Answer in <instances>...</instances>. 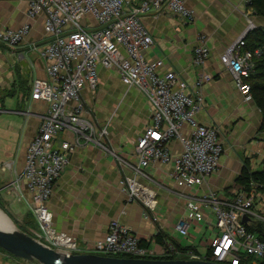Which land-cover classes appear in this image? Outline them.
<instances>
[{"label":"crops","instance_id":"obj_1","mask_svg":"<svg viewBox=\"0 0 264 264\" xmlns=\"http://www.w3.org/2000/svg\"><path fill=\"white\" fill-rule=\"evenodd\" d=\"M185 4L194 14V19L189 22L182 21L170 11H151L144 16L145 25L156 39V43L146 51V56L149 60H163L157 68L158 73L172 69L193 88L199 76H209L200 90L204 95V105L195 118L218 127V137L224 147L219 165L202 184L188 185L172 176L173 162L149 163L144 166V171L150 178L138 177L156 191L155 207L150 209L139 200L129 199L122 188V179L133 174V170L120 163L115 153L133 163L138 162L135 151L137 137L134 139L133 136L141 134L150 122L152 104L141 88L124 83L117 70L100 66L97 86H84L81 98L99 127L108 123L106 140L114 152L93 143L78 146L47 200L53 213L52 225L57 232L71 236L80 251H90L96 240L105 236L112 219L129 224L139 237L149 242L148 246L156 250L163 245L156 238L160 231L166 234L165 241L173 237L187 246L178 237L181 233L176 229V223L184 217L190 222L189 229L192 227L191 219L195 217L190 214L189 202L196 203L202 211L206 205L198 202L203 194L213 191L220 197V193L232 195L239 189L243 190L236 177L246 160L251 168L261 166L264 158L261 110L239 88L232 72L222 62L221 54L242 34L250 21L253 22L251 29L264 26V15L256 13L249 0H185ZM28 21L31 28L19 45H0L1 148L11 140L21 149L20 154L15 153L8 158L0 155V202L12 220L10 212L17 216L23 228L18 227L25 231V216L32 211L35 213L34 200L28 181L25 178L16 180L23 171L27 146L37 132L41 113L47 106L44 100L33 99L30 94L33 79L47 76L39 48L47 43L48 36L43 15L30 18L18 0H0V30L17 28ZM93 21L94 26L97 25ZM202 38L209 54L205 62L195 64L193 49ZM122 88L125 91L121 100L127 94L131 95L128 102L130 121H116L112 125L117 108L114 105ZM15 117L19 122H15ZM191 127L190 122H184L182 134L188 136ZM12 134L16 137L13 138ZM169 147L173 152L179 151L182 148L180 139H171ZM7 161L12 165L3 169ZM3 190L7 195H13V199L3 195ZM262 196L264 198V193L256 190V199ZM11 202L24 203L26 207L23 210L12 207V211ZM210 210L206 214L211 213ZM32 228L35 227L28 226L29 230ZM153 243L156 245L152 246ZM0 264L40 263L0 248Z\"/></svg>","mask_w":264,"mask_h":264},{"label":"built area","instance_id":"obj_2","mask_svg":"<svg viewBox=\"0 0 264 264\" xmlns=\"http://www.w3.org/2000/svg\"><path fill=\"white\" fill-rule=\"evenodd\" d=\"M18 1L24 5L28 17L44 16V29L48 36L47 43L39 48L47 76L33 79L30 94L33 99L44 100L47 106L41 113L37 132L27 146L23 171L16 180L25 178L28 181L34 200L33 210L43 229L32 228L33 236L63 248L67 254L80 249L71 236L56 231L47 200L78 146L93 143L114 152L106 140L108 123L99 127L81 98L84 86H97L99 66L117 70L124 83L141 88L152 104L150 122L136 139L138 162L133 163L115 153L120 163L133 170V174L122 179V188L129 199L139 200L150 209L155 207L156 191L138 177L150 178L144 171V166L149 163L173 162L172 176L188 185L202 184L216 170L224 150L218 137V127L195 118L204 105V95L200 90L209 76H199L193 88L172 69L158 73L157 68L163 60H149L146 56V51L156 43V39L145 25L144 16L151 11H170L182 21L189 22L194 19V14L185 0ZM86 13L91 17L82 23ZM93 20L97 25L94 26ZM252 25L250 21L242 34L221 54L222 62L248 98H251L250 84L244 77L253 65V51L243 46ZM30 28L28 21L17 28L2 29L0 42L17 46ZM34 45L38 48L37 44ZM193 50V62H205L209 48L204 38ZM186 121L192 125L188 136L181 131ZM173 138H179L182 144L177 152L169 147ZM11 165L7 161L2 168ZM251 183L253 188L250 191L239 189L227 198L218 197L213 191L200 197L198 203L211 205L210 212L216 215L217 231L205 258L228 264H259L256 257L264 256V240L249 230L243 221L245 215L264 220V213L254 210L256 183ZM188 207L191 216L203 217L204 213L196 203L189 202ZM153 217L156 219L155 215ZM189 227L190 222L184 217L176 223V229L184 235L189 233ZM141 240L129 224L112 219L105 236L96 240L89 252L140 257L187 252L190 257L202 258L193 249H179L171 240L165 241L160 250L141 243Z\"/></svg>","mask_w":264,"mask_h":264},{"label":"water","instance_id":"obj_3","mask_svg":"<svg viewBox=\"0 0 264 264\" xmlns=\"http://www.w3.org/2000/svg\"><path fill=\"white\" fill-rule=\"evenodd\" d=\"M1 208L10 217L9 213L3 207ZM10 219L12 220L11 217ZM248 219L247 215L243 217L244 222ZM12 221L16 225L14 220ZM0 246L22 258L37 260L40 264H228L200 257L154 258L108 255L96 252L67 254L18 226L15 229L0 227Z\"/></svg>","mask_w":264,"mask_h":264},{"label":"trees","instance_id":"obj_4","mask_svg":"<svg viewBox=\"0 0 264 264\" xmlns=\"http://www.w3.org/2000/svg\"><path fill=\"white\" fill-rule=\"evenodd\" d=\"M249 4L254 8L256 13L264 15V0H250ZM243 48L253 51L251 58L253 65L249 67V74L244 77V80L250 84L251 98L261 110L262 120L260 128L264 129V26H256L248 31ZM257 49H259L258 52H256ZM236 181L241 185V188L246 191H250V189L253 188L251 182H255V189L264 193V158L261 161V166L255 169L251 168L249 161L246 160L245 165L236 177ZM0 205L4 206L1 202ZM245 223L249 230L253 231L262 240H264V220L249 216V219L245 221ZM27 232L33 235L31 230ZM165 235L166 234H164L163 231L158 232L156 234L157 241L165 244V239L167 238ZM169 239L174 242L179 249L185 250L190 248L199 252L193 245L183 246V244L176 238L171 237ZM141 243L147 245L149 242L142 239ZM0 248L5 249L1 246ZM126 256L130 255L128 254ZM148 257L173 258L176 256L172 254L167 256ZM259 264H264V257L261 259Z\"/></svg>","mask_w":264,"mask_h":264},{"label":"rangeland","instance_id":"obj_5","mask_svg":"<svg viewBox=\"0 0 264 264\" xmlns=\"http://www.w3.org/2000/svg\"><path fill=\"white\" fill-rule=\"evenodd\" d=\"M90 17H91V14L90 13H86L83 16L82 20H81L82 23L86 22ZM1 43L2 42H0V45H1ZM124 91H125V89L123 90V88H122L121 92H120V98H119V100H116V104L117 105L116 104L114 105L117 108H116V111H115V115L113 117L112 125L116 121H119V122H122V121L128 122V121H130V114H129L130 105H128V102L131 99V95L127 94L126 97H124L121 100ZM134 93H135L134 90H132V94H134ZM100 102H101L100 99H98L97 103L100 104ZM15 119H14L15 122H19V118L15 117ZM11 136L13 138L16 137L15 134H12ZM136 137L137 136H133L134 139H136ZM2 143H3V139L0 141V155H2L3 158H8L9 156H13L15 153H18V154L21 153V149H20L18 143L13 144L12 141L10 140L6 144H4L3 149L1 148V144ZM24 164H25V161H24ZM233 187H235V186H233ZM233 189L235 190L236 188H233ZM2 194L5 195L6 197H10L12 199L14 197L13 195H7L5 190L2 191ZM230 195H231V193H229V194L220 193L219 196L221 198H227ZM12 207L15 208V209L20 208V210H23V208H25L26 206L24 205V203L20 204L18 202H11L10 210L13 211ZM210 208H211V205H206L205 208L202 209V212L204 213L202 218H200V219H198V218L191 219L192 227L189 229V233L188 234L183 235V234L179 233L180 235H178V237L183 240V243H185V245L194 244L193 246H195L198 249V251L201 254L202 258H205V256L209 252L210 246H211L212 237L214 236L215 231H217V228L215 227V222H216L215 213L206 214ZM254 210L256 212H258V213H260V212L264 213V198H263V196H262V198H257L256 199V202H255V205H254ZM10 214L12 215L14 220L18 223V225L16 224V226H20L21 228H23L21 226V223L17 220V218H16L17 216H15V214H13V212H10ZM25 219L27 221L26 226H25V229L27 231H29V229H28L29 225L35 227L39 231L43 230L39 220L37 219V217H36L35 213H33V211L28 213L25 216ZM209 220L211 221V223H209ZM155 245H156L155 243L152 244V246H155ZM54 247L63 252V248H59L57 246H54ZM75 252H89V251L75 250ZM96 253H100V252H96ZM101 254H105V253H101ZM115 255H118V254H115ZM120 255H124V254H120ZM173 255H175L176 257H186V258L190 257V255L187 252H179V253H176V254H173ZM146 257H148V256H146ZM263 257L264 256L256 257L257 263H260L261 259ZM252 258H253V256L249 259V262H251Z\"/></svg>","mask_w":264,"mask_h":264},{"label":"bare ground","instance_id":"obj_6","mask_svg":"<svg viewBox=\"0 0 264 264\" xmlns=\"http://www.w3.org/2000/svg\"><path fill=\"white\" fill-rule=\"evenodd\" d=\"M0 227L5 229H15L16 225L10 219V217L2 210L0 206Z\"/></svg>","mask_w":264,"mask_h":264}]
</instances>
